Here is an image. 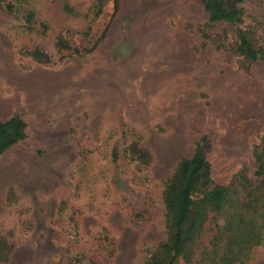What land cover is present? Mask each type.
Instances as JSON below:
<instances>
[{
	"label": "rangeland",
	"instance_id": "1",
	"mask_svg": "<svg viewBox=\"0 0 264 264\" xmlns=\"http://www.w3.org/2000/svg\"><path fill=\"white\" fill-rule=\"evenodd\" d=\"M229 1L241 22L211 21L202 0H0V122L26 132L0 155V264H144L198 145L249 237L247 194L264 203V0ZM244 264H264V242Z\"/></svg>",
	"mask_w": 264,
	"mask_h": 264
},
{
	"label": "trees",
	"instance_id": "2",
	"mask_svg": "<svg viewBox=\"0 0 264 264\" xmlns=\"http://www.w3.org/2000/svg\"><path fill=\"white\" fill-rule=\"evenodd\" d=\"M209 11L213 22L229 20L241 22L240 10L231 5L228 0H202ZM239 52L250 61L259 58L260 51L254 48L249 36L239 30ZM26 137L25 124L18 117L0 122V155L13 144ZM256 175L262 179L256 183V188L264 189V159L259 158ZM255 194V193H254ZM249 191L247 197L260 201L261 194L254 195ZM229 189L215 183L211 176L209 162L198 145L196 153L191 158H184L164 191L168 235L160 242L157 249L144 264H175L183 257L187 264H203L207 259L216 260L217 264H244L249 258L252 247L264 242V203L250 200V222L255 225L249 237H244L239 231L240 226L247 222L248 216L243 211L233 212L235 206L230 202ZM225 211L227 222L217 225L214 235L203 251L200 244L204 241L206 222L214 214V218ZM262 218V219H261Z\"/></svg>",
	"mask_w": 264,
	"mask_h": 264
}]
</instances>
